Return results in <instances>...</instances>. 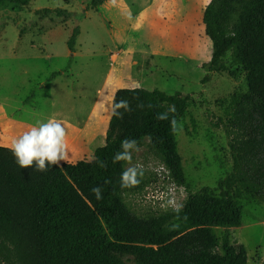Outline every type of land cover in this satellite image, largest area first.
Listing matches in <instances>:
<instances>
[{"label":"rangeland","instance_id":"rangeland-1","mask_svg":"<svg viewBox=\"0 0 264 264\" xmlns=\"http://www.w3.org/2000/svg\"><path fill=\"white\" fill-rule=\"evenodd\" d=\"M91 3L0 4V142L11 147L13 138L38 121L55 118L66 128V162L91 160L105 144V117L117 88L179 91L189 97L188 113L177 121L182 130L174 133L186 198L215 188L232 167L224 123L248 85L231 53L225 58L228 70L215 68L210 80L201 82L207 74L202 62L212 55L202 23L209 0H104L96 9ZM43 10L52 13L40 15ZM57 11L65 15L58 17ZM148 145L146 138L133 154L144 173L125 194L127 206L139 216L165 211L160 197L173 182L168 171H157L162 158ZM234 192L241 225L215 228L219 244L227 233L231 244L245 246L248 264H264V178L247 161L235 176ZM108 252L125 264H143L134 255Z\"/></svg>","mask_w":264,"mask_h":264},{"label":"trees","instance_id":"trees-1","mask_svg":"<svg viewBox=\"0 0 264 264\" xmlns=\"http://www.w3.org/2000/svg\"><path fill=\"white\" fill-rule=\"evenodd\" d=\"M5 1L26 5L29 0L0 4ZM103 3L92 0L91 9ZM202 23L212 55L201 65L207 72L201 82L207 83L215 68L229 69L228 53L246 72L248 93L235 102L224 123L231 171L215 188L189 194L179 215L171 209L145 216L133 213L125 194L134 187L120 186L127 165L113 163V156L126 138L139 146L150 136L149 150L162 158L172 181L182 186L181 157L170 121L186 116L189 97L179 91L119 88L115 100H127L131 111L121 109L123 118L111 115L105 144L95 149L91 160L40 172L35 165L20 168L11 148L0 146V264H125L110 249L134 255L143 264H248L245 246L231 244L227 233L219 244L214 229L241 225L234 179L244 161L264 178V0H209ZM77 35L75 28L70 50ZM170 105H175V113L158 119ZM98 186L102 200L92 192Z\"/></svg>","mask_w":264,"mask_h":264},{"label":"clouds","instance_id":"clouds-1","mask_svg":"<svg viewBox=\"0 0 264 264\" xmlns=\"http://www.w3.org/2000/svg\"><path fill=\"white\" fill-rule=\"evenodd\" d=\"M110 4H115L116 0H109ZM111 115L123 118L124 112L131 111L127 100H115L113 96L110 101ZM143 107V105H138ZM152 107V105H148ZM175 105L168 107V112L158 115V119H168V113H175ZM172 131L178 132L182 129L178 125L175 117L170 121ZM149 141L151 137H148ZM11 150L15 156L16 162L20 168H30L35 165V169L40 172H46L50 167L60 166L69 159L67 132L62 121L49 118L46 122L38 121L37 125L24 131L11 141ZM140 147L134 139H125L121 142V150L114 154L113 163L124 162L128 165L121 173L120 181L122 188L135 187L140 183V177L144 173L142 163H133V154L138 153ZM101 164V167H104ZM158 172L167 171L166 165L161 164ZM92 192L97 200L103 199L101 187H94ZM162 199L161 207L165 210L171 209L177 215L184 207L183 200L186 199V193L183 186H178L174 182L167 186L166 191L160 197ZM175 227V226H174Z\"/></svg>","mask_w":264,"mask_h":264},{"label":"crops","instance_id":"crops-1","mask_svg":"<svg viewBox=\"0 0 264 264\" xmlns=\"http://www.w3.org/2000/svg\"><path fill=\"white\" fill-rule=\"evenodd\" d=\"M208 61V60H207ZM206 61V62H207ZM203 63V62H202ZM117 89H119V88H117ZM116 89V90H117ZM115 93V92H114ZM114 93L112 94V96H111V99H112V97L114 96ZM110 118H111V112H107V114H106V117H105V124H109V120H110ZM0 146H6V144H4V143H1L0 142ZM11 148V147H10Z\"/></svg>","mask_w":264,"mask_h":264},{"label":"built area","instance_id":"built-area-1","mask_svg":"<svg viewBox=\"0 0 264 264\" xmlns=\"http://www.w3.org/2000/svg\"><path fill=\"white\" fill-rule=\"evenodd\" d=\"M111 56H112V57H114V55H113V54H111Z\"/></svg>","mask_w":264,"mask_h":264}]
</instances>
